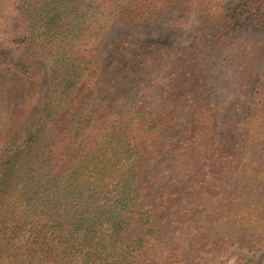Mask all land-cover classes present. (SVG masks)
Returning <instances> with one entry per match:
<instances>
[{
    "label": "trees",
    "instance_id": "trees-1",
    "mask_svg": "<svg viewBox=\"0 0 264 264\" xmlns=\"http://www.w3.org/2000/svg\"><path fill=\"white\" fill-rule=\"evenodd\" d=\"M1 3L23 31L0 18V264H213L199 260L264 244V82L243 123L248 93L227 115L211 84L229 67L251 88L264 0ZM159 20L192 41L130 30ZM114 26L103 68L95 47ZM29 44L51 58L52 90L25 127L44 99ZM115 68L142 90L114 93Z\"/></svg>",
    "mask_w": 264,
    "mask_h": 264
},
{
    "label": "rangeland",
    "instance_id": "rangeland-1",
    "mask_svg": "<svg viewBox=\"0 0 264 264\" xmlns=\"http://www.w3.org/2000/svg\"><path fill=\"white\" fill-rule=\"evenodd\" d=\"M0 18L3 21V32L5 34H13L22 30V22L18 20H13L8 10L4 7L0 0ZM122 27L114 26L111 27L105 34L104 40L98 43L95 47L98 54L103 52L102 62L106 60V62L102 63V67L108 66V63L111 60L113 55V46L114 39L123 32ZM131 31L139 32L146 39L156 41L160 43V45H165L168 47H185L192 40L191 36L184 30V28L173 25L171 22H167V20H159L154 23H149L148 25H143L139 27H131ZM23 31V30H22ZM189 31V30H188ZM105 52V56H104ZM21 53L24 56H28L32 61L34 66H38L42 70V81L40 86V96L44 99L36 105L28 115L26 121L24 122V126H28L34 122H36L40 116L41 111L46 103L47 99L51 95L52 84H51V67L52 60L49 55L43 51L38 49L35 45L29 44L27 47L21 50ZM110 59V60H109ZM118 69H114V75H116L113 85L115 86L114 93H134L139 92L141 87L144 85V81L133 74L129 73H119ZM264 67L257 68L254 73L252 79V86L248 91H244L245 88H240L238 81V77L235 75V71L230 70L229 67L220 71L217 75H215L213 81L211 82L212 87L214 88V93H219L221 97L220 100V109L221 113L232 114L233 113V104L235 100L232 98L233 93H248L247 98L245 100H239V108L245 106L244 114L240 118L243 123L244 117L250 113V111L254 108L255 102L253 97L256 92V87L260 83L264 82ZM137 89V90H135ZM145 93V92H144ZM149 93V92H146ZM152 93V91H151ZM243 109V108H242ZM182 126H185L183 123ZM241 131H239V134ZM238 257H243L246 260L256 262L257 260H262L264 262V244L258 245L252 249H239L236 247L231 248L225 255H212L207 258V254L205 253L203 257L200 258V263L202 262H211L213 264H222L224 262L230 263L237 259Z\"/></svg>",
    "mask_w": 264,
    "mask_h": 264
}]
</instances>
